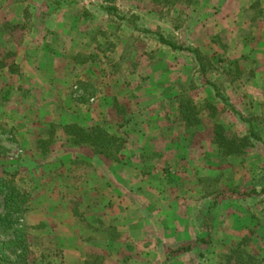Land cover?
I'll list each match as a JSON object with an SVG mask.
<instances>
[{"label":"rangeland","instance_id":"obj_1","mask_svg":"<svg viewBox=\"0 0 264 264\" xmlns=\"http://www.w3.org/2000/svg\"><path fill=\"white\" fill-rule=\"evenodd\" d=\"M190 2L0 0V178L28 200L26 264H62L43 228L65 220L96 253L84 264H264V195L246 196L264 188V0ZM159 34L198 51L205 75ZM182 107L200 124L185 127ZM243 118L261 141L218 155L212 127L238 140ZM51 124L98 125L121 140L118 162L61 132L43 153Z\"/></svg>","mask_w":264,"mask_h":264},{"label":"trees","instance_id":"obj_2","mask_svg":"<svg viewBox=\"0 0 264 264\" xmlns=\"http://www.w3.org/2000/svg\"><path fill=\"white\" fill-rule=\"evenodd\" d=\"M187 4H190L191 0H183ZM258 4V3H257ZM187 6V5H186ZM250 8H258L256 5H251ZM144 33V31H140ZM147 32V31H146ZM158 42L171 49L172 51H189L185 47H181L178 45V43H174L173 41L166 39L162 35H158ZM193 53L197 59L200 74L205 75L206 69L204 67V62L202 58L200 57V54L198 51H189ZM242 58V56L240 57ZM239 61H236L235 63L231 62L232 65H238ZM254 64V62H253ZM3 68H0L2 70ZM13 74H17V72H12ZM208 86L212 87L214 89V86L211 83H207ZM214 97L221 102L226 104V100L219 94V92L214 89L213 91ZM7 95V92H6ZM210 105V106H209ZM206 106V109L209 111H213L215 107H213L211 104ZM183 108V107H182ZM230 112L236 113L233 111L231 107H229ZM216 110L213 111V114ZM181 121L184 123L185 127L187 128H193L194 126L200 124V121L198 118H196V115L188 110L187 108L181 109ZM239 119H242L240 117ZM244 119V118H243ZM249 119H244V123L247 125V134L240 138L236 139L231 137H226L225 133L227 132L226 128L223 127L220 124L214 125L212 127V141L211 144L216 148V151L218 155H223L224 158H229L233 156H240L242 154V151L245 148L251 147L250 142L251 141H257L260 142L261 138L254 128L253 124L250 122ZM121 127V125H120ZM122 128V127H121ZM58 132H61V135L66 136L67 138H73L72 144L80 146L82 143H88L89 146L94 150L97 149V152L99 154L104 155L109 160H114L116 163L118 160H116V156L120 153V146H122V142L119 139H116L112 134L106 133L103 129H101L98 125L93 127H81L77 124H70L66 126H58L51 124L47 130L46 133V142H41V146H38V148L44 153L45 152V146L46 149H48L51 144L53 143V137ZM77 137V138H76ZM52 138V139H51ZM75 138V139H74ZM121 142V144L118 146V151L112 156L108 150V146L115 142ZM69 142V141H68ZM109 143V144H108ZM14 174L11 175L10 179H2L0 178V194L3 197V212L0 214V236L3 238H7V241H3V243H0V264H26L27 260V254H28V245L26 243V229H24L22 226V222L18 223L16 216H23L26 209H24V206L26 207L28 200H26L25 192L19 191V189L14 185ZM264 195V188L262 191L256 192L251 191L246 196H263ZM220 197H215L213 206L216 205L217 200ZM214 208V207H213ZM77 212L74 210L73 215H76ZM79 218L82 219V216L79 214ZM0 237V238H1ZM5 248L11 249L10 255L15 256L14 260H10L9 257H6L3 255L2 250L4 251ZM183 252L189 253L191 251L190 247H186L182 250ZM234 251L232 250L231 254L226 257L228 261L230 262L231 258L234 256ZM239 259V262L241 261L242 257L241 255H236ZM42 258V257H41Z\"/></svg>","mask_w":264,"mask_h":264},{"label":"crops","instance_id":"obj_3","mask_svg":"<svg viewBox=\"0 0 264 264\" xmlns=\"http://www.w3.org/2000/svg\"><path fill=\"white\" fill-rule=\"evenodd\" d=\"M227 1L228 2L229 1L230 2L233 1L236 4L237 3L240 4L239 7H240V9L243 10V7L245 9H249V7L254 2H256L258 0H225V2H227ZM246 1L247 2L249 1L247 3V6H245L246 4L244 3ZM260 1H262V0H260ZM215 12H217V11H215ZM3 75H5V73H2V74L0 73V83L4 79L2 77ZM76 154H79V153L76 151ZM77 156L79 157V155H77ZM80 158H83V156L81 155ZM95 169H97V168H95ZM113 176L115 177V175H113ZM115 186H116L115 188L120 187V185L118 186L116 183H115ZM115 188L113 190L112 189L108 190V193L110 192V196L108 197V201L105 202L104 205H103V203L101 205H103L105 207L106 206L108 207L110 205L109 204L110 201L111 202L117 201V195H116L117 190ZM124 195H126V194H124ZM133 198H135V197H133ZM61 199L63 200V197H61L60 200ZM65 212H66V210H65ZM65 215H67V212L65 213ZM80 215H82V214H80ZM65 219H66V216H65ZM67 219H68V217H67ZM65 221H61V222H59L60 224H57L55 227H51V228H48L47 227L48 224L45 223L47 226H45L43 228L44 231H45V233H43V236L44 237L53 238V239H55L57 241V243L60 246V250H61L62 256H63V259H62L63 262H62V264H84L85 263V260H86V257L88 255L96 254V253H92L90 250L85 249L83 247L84 244L80 240V238L74 234L72 225L70 226ZM100 255L103 256V259H105V260H107L108 259V256H109V254H104V253L103 254H100ZM114 264H117V263H114Z\"/></svg>","mask_w":264,"mask_h":264}]
</instances>
